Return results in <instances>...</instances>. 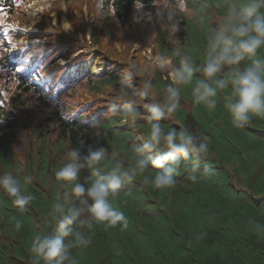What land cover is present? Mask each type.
Segmentation results:
<instances>
[{
  "label": "trees",
  "instance_id": "trees-1",
  "mask_svg": "<svg viewBox=\"0 0 264 264\" xmlns=\"http://www.w3.org/2000/svg\"><path fill=\"white\" fill-rule=\"evenodd\" d=\"M96 2L99 13L111 10L113 16L122 23L130 22L128 11L135 5L143 7L146 13L155 15V0H103L102 4L100 0ZM13 5V0H0V9L7 12ZM189 5L196 9L202 7L195 1H190ZM105 23H108L107 20ZM134 24L131 20V25ZM58 51H54L50 59ZM100 77L103 79L93 81L91 76H86L84 81L90 83L91 89L101 88L103 80L108 79V76ZM112 80L120 81V78L115 75ZM22 84L14 91L15 96L22 98L24 91L37 96L35 92L25 89L27 85ZM36 100L43 101L40 95ZM198 108L204 116L198 121L201 138L210 143L211 149L217 148V166L211 167L208 161H201V171H193L192 166L183 165L181 180L175 188L157 192L164 211L157 210L148 203L137 186L129 185L120 189L118 195L110 199L129 218L127 227L122 229L123 238L121 241L117 239L116 228L113 230L104 224L98 225L90 245L71 250L78 264H264V234L253 230L255 223L264 224V119L253 117L259 121V126L252 130L237 129L231 124L230 114L218 107L217 111L224 119L223 131L225 135L232 137L233 144L224 138L222 130L213 125L214 115L207 106L202 102ZM119 117L115 114L106 118L107 126L116 129ZM49 120L57 125L60 132L58 136H66L72 149L79 150L78 162L80 154L89 147H94L99 139L89 133V125L65 122L57 113L41 122L47 125ZM128 127L130 129L131 125L128 124ZM37 131L40 133L38 128ZM118 133L115 136L122 134ZM235 144L248 149L245 158ZM0 155L4 159L8 155L7 133L3 124H0ZM226 161L231 163L234 170L232 174L237 180L243 181L245 171L249 170L251 180L247 191L236 189L230 184L229 172L224 167ZM204 166L211 170L202 172ZM78 175L79 184L85 188L96 179L85 167L79 169ZM143 176L151 178L153 172L148 169ZM75 184L77 183L73 184L72 189ZM72 189L67 197L71 198L76 207L80 201L74 194L71 195ZM32 196L35 195L32 193ZM64 202L65 194L59 205L61 217L68 215V209L71 208L64 205ZM46 206V202L40 204L42 209ZM2 215L4 226L0 236V264H31L32 254L29 249L32 240L37 234L45 232L35 230L29 217L23 212L3 210ZM168 215L182 231L183 237L176 235V228L170 230ZM13 217L22 222L19 231L24 240L23 243L11 242L9 247L6 244L9 239L6 231L15 230ZM138 224L143 225V232L138 230ZM52 233L55 234V230Z\"/></svg>",
  "mask_w": 264,
  "mask_h": 264
},
{
  "label": "clouds",
  "instance_id": "clouds-1",
  "mask_svg": "<svg viewBox=\"0 0 264 264\" xmlns=\"http://www.w3.org/2000/svg\"><path fill=\"white\" fill-rule=\"evenodd\" d=\"M101 4L103 0H100ZM221 5L216 4L219 8ZM192 13L188 8L187 0H177L172 11ZM264 0H244L239 9L236 5H228L224 21L219 31L209 38V47L206 53L205 65L200 69L212 82L210 86L204 81H198L193 89L195 102H203L207 108L215 109L217 106V91H224L231 87V92L226 94L224 107L231 116V124L234 128L243 129L250 126L253 117L264 119V59H258L257 54L264 47ZM204 6L197 10V14L203 12ZM203 17H201L202 19ZM250 60L251 63L241 69L240 63ZM224 65L235 66L222 78H216V74L222 71ZM191 72L181 74V80L188 83L191 80ZM158 118V117H157ZM158 126L152 129L153 143L135 148L138 154L129 167L117 162L108 174H101L99 169H93L96 179L85 188L77 183L72 191L79 199L82 207L68 209V215L58 219L55 234H37L29 249L32 254L31 264H78L73 256L72 249L86 247L92 243V235L98 225L107 224L116 226L123 222L127 227V218L117 206L112 203L110 197L118 195L120 189L132 183L142 176L151 167L157 169L151 178L145 176L143 185L151 184L155 189L167 190L175 188L176 177L182 164L192 166V170L201 171V161L207 160L211 155L210 143L197 137L183 126L180 131L170 132L164 137L168 151L163 156L152 159L142 158L140 154L153 150L159 143ZM104 149L91 152L84 159L91 167L102 160ZM68 156L72 161L79 157V150L71 149ZM84 165L68 162L55 171L58 180L75 181L77 173ZM211 169L204 166L202 172L207 173ZM25 183H31L32 177L26 176ZM0 188L11 196L13 203L25 211L33 200L32 195L24 192V184L18 176L5 172L0 175ZM57 210L60 206H56ZM17 231L22 227V222L13 217ZM258 234H264V224L255 223L253 229Z\"/></svg>",
  "mask_w": 264,
  "mask_h": 264
},
{
  "label": "rangeland",
  "instance_id": "rangeland-1",
  "mask_svg": "<svg viewBox=\"0 0 264 264\" xmlns=\"http://www.w3.org/2000/svg\"><path fill=\"white\" fill-rule=\"evenodd\" d=\"M82 0H78L76 3L75 2H69L65 5L64 7V12L66 14V17L71 19V14L72 12L81 15L80 19V27L83 28L84 33H86L89 30H92L95 27L100 28V26L103 24L104 21L107 19L111 18L113 15L110 11H103L101 13L102 19H99L98 17L96 20H93L94 14L91 15H85L84 9L79 7L78 2H81ZM95 1V0H93ZM167 1L164 0H159L157 3L155 2V6L157 7V11L159 14L161 12L164 14L166 20L171 23L172 25L176 24L179 22V18L174 15V12L172 9L174 8V2L169 1L168 7H165ZM60 7V2L55 1L53 2L51 8H59ZM98 14V13H97ZM138 15V14H137ZM20 18H24L28 24L33 23L34 21H31L29 18L26 17L25 14H20ZM141 17V27L140 30L142 31L141 34H138V31L136 30V27H127L124 25H121V30L119 29L120 25H118L115 29H112L113 34H116L115 40H114V45L111 43H106V40L109 42V38H105L106 35V25H104L103 28L101 29V32L99 33L98 29L95 28L96 34L95 38H93V42L88 45V38L83 41L81 39L83 33L78 32L77 34L74 33L75 30L72 31L70 38L72 39L71 42V47H84V46H90L91 49L93 50V54H91L95 60H100L102 63L101 68L97 70V72L101 71V73H106V74H111L114 75L115 73H119L121 76L125 78V84L124 86L131 85L133 88L134 86L131 84V81L133 83L134 78H127L126 75H124L121 70L122 69H128L132 76L135 74V70L139 71L141 70V79L144 80L145 84L143 85L147 87V90L150 92L153 89V80L154 76L152 71H158L156 67L152 66L149 64V62L145 59V56H147V52L151 49H155V42L154 38H156L158 41L161 40L163 37L162 35V30L160 26L154 25V18L152 16L148 17ZM1 21H0V52L2 56V62L5 64V67L1 73L2 78H7L10 76L12 80L16 79L17 81H20L24 78H26L29 73L28 77H31V82H37V83H48L49 82V77L45 73L47 69H43L44 72L42 71H37L35 70V66H33L30 69H27L26 62H30L31 58L33 57V53H29L28 55L22 51L23 48H19V37H18V32L14 29V18L8 17L6 14H1L0 15ZM58 18H61L60 15L58 14ZM43 19H50L49 13L45 12V15L43 16ZM157 19V18H156ZM55 28L58 33H60V30L62 27L57 24L55 25ZM155 28V32H154ZM103 29V30H102ZM105 33V35H104ZM120 33V34H119ZM62 36H64L61 33ZM149 37H152L151 42L149 46H146L145 40ZM65 37V36H64ZM120 37V41L123 39L124 44L120 45L122 48H124L126 41L130 43L129 47L126 48L125 52H122L120 50V46L118 44ZM180 38V37H179ZM181 38H183L181 36ZM47 41L53 43L56 38L55 37H48L46 38ZM121 44V43H120ZM55 50H53L54 52ZM88 52L89 49H86ZM52 52V53H53ZM51 53V54H52ZM61 52H57V55H60ZM127 58V62H123V58ZM76 54H72L70 58H76ZM34 58H37L36 56ZM93 58V59H94ZM47 58H41L39 61L40 63L43 64L44 62L50 63L49 60H46ZM68 60V58H66ZM18 62V63H17ZM105 65V67H103ZM132 65V66H131ZM82 76V75H80ZM135 76V75H134ZM138 76V75H137ZM75 81L80 82L81 78L75 79ZM86 81V80H85ZM85 81L81 82L75 87V90L78 89L79 85L83 87H89L90 83L87 84ZM30 85L31 83L28 82ZM134 84V83H133ZM5 85V83L3 84ZM116 87V85H115ZM111 84H106V91L105 93L106 98H108L115 88ZM135 89V88H134ZM133 90V89H132ZM133 95V94H132ZM12 96V95H10ZM129 98H131V95H127ZM24 101H29L32 100V97L28 94L23 95ZM0 100L2 102V105L5 106L7 104V98L3 93H0ZM73 103H76V99L74 100ZM94 107H90L89 109L85 110L83 113L87 115H91L95 112ZM38 113V112H36ZM200 110L196 111V115H200ZM41 117V115H38ZM99 118L98 120H104L107 118V116H113L111 112H106V113H101L98 115ZM89 132L90 133H95L96 131H101V127L96 126V122L90 123L89 124ZM105 132L108 131H102L101 133L104 134ZM133 142V141H131ZM116 146L119 152L123 153L126 150L131 149V145L127 143L126 141L122 139H116Z\"/></svg>",
  "mask_w": 264,
  "mask_h": 264
},
{
  "label": "bare ground",
  "instance_id": "bare-ground-1",
  "mask_svg": "<svg viewBox=\"0 0 264 264\" xmlns=\"http://www.w3.org/2000/svg\"><path fill=\"white\" fill-rule=\"evenodd\" d=\"M31 3H33L32 0H28L27 1V4H31ZM46 10H47V6H46V3L45 2H41V1L36 2L34 5H32L27 10L28 18L31 19V20H34V21H37L38 22V21H40L43 18V15H44V13H45ZM42 23L44 25H46L47 21L44 20V21H42ZM65 26H67V25L65 23H63L64 29H66ZM66 33H68V32H66ZM93 58L94 57L91 55L88 60H86L85 62L82 63V65L78 68V71L77 72L81 74V72H83L84 70H87L88 68L93 73L97 72V70L99 68H101L102 63H101L100 60H95V58L94 59ZM95 62H97V63H95ZM103 67H105V65ZM121 72L124 73V74H129L130 71L128 69H122ZM134 72H135V74H134L135 76L141 74V70H139V71L135 70ZM129 75H131V74H129ZM133 83L135 84L136 81L133 80ZM141 83L143 85V80L142 79H141ZM143 87L145 88L144 85H143Z\"/></svg>",
  "mask_w": 264,
  "mask_h": 264
},
{
  "label": "snow or ice",
  "instance_id": "snow-or-ice-1",
  "mask_svg": "<svg viewBox=\"0 0 264 264\" xmlns=\"http://www.w3.org/2000/svg\"><path fill=\"white\" fill-rule=\"evenodd\" d=\"M65 27H67V26H65Z\"/></svg>",
  "mask_w": 264,
  "mask_h": 264
}]
</instances>
